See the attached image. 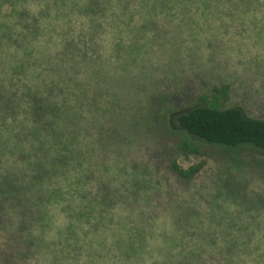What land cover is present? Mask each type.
<instances>
[{
    "label": "rangeland",
    "instance_id": "rangeland-1",
    "mask_svg": "<svg viewBox=\"0 0 264 264\" xmlns=\"http://www.w3.org/2000/svg\"><path fill=\"white\" fill-rule=\"evenodd\" d=\"M205 101L264 119V0H0V175L49 176L0 264H264V151L178 129Z\"/></svg>",
    "mask_w": 264,
    "mask_h": 264
},
{
    "label": "trees",
    "instance_id": "trees-1",
    "mask_svg": "<svg viewBox=\"0 0 264 264\" xmlns=\"http://www.w3.org/2000/svg\"><path fill=\"white\" fill-rule=\"evenodd\" d=\"M35 109L39 110V112ZM32 112L35 113L36 119L40 120V114L43 113L42 107L33 106ZM176 121L178 129L184 131L189 137L192 136L200 141L226 147L251 145L264 151V119L249 117L242 108L238 106L225 107L218 104L216 101H205L204 103L193 105L178 113ZM51 124L52 123H49V128L53 131L52 138L57 139L58 135L54 129L55 123L52 126ZM59 139L61 138H58V140ZM196 143V141L191 139L183 140V142H181V147L188 152H199L200 150ZM170 167L177 176L183 179L192 177L199 168L198 166H192L185 169L178 166L175 162H172ZM33 172V176L31 177L32 182L24 184H19L14 178H7L8 175H0V227H4L5 224L9 225V223H11V219L5 211L8 204L11 203V205L21 208V211L18 213L17 225L14 226V229L10 230L7 228L9 230V232H7L6 229L3 228L4 236L7 238L6 243L13 238L15 241H24V243H32V241L35 240L29 238L28 234L25 235L29 223L34 221V218L30 214H27L28 210L25 209L22 204V194L25 193L26 190L29 191L33 188L34 193H38L40 189L37 187L35 188V186L37 184H42L43 180H46L49 176L47 175L48 170L44 168L41 162L35 164ZM47 199L46 196L45 200ZM42 201L44 200L39 202ZM23 235H25L24 238ZM64 239L67 240V236ZM227 250L230 252V248H227ZM223 251V249L220 250V252L226 253ZM225 257V264H232V261L228 260L227 253ZM197 258H199L197 262H186L185 264H207L200 259V254L197 255Z\"/></svg>",
    "mask_w": 264,
    "mask_h": 264
}]
</instances>
